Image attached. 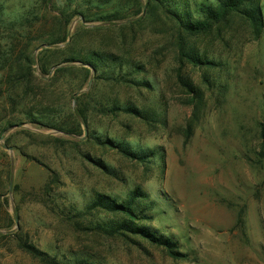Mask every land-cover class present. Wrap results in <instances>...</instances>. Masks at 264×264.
I'll return each instance as SVG.
<instances>
[{
	"label": "rangeland",
	"instance_id": "374dc122",
	"mask_svg": "<svg viewBox=\"0 0 264 264\" xmlns=\"http://www.w3.org/2000/svg\"><path fill=\"white\" fill-rule=\"evenodd\" d=\"M53 1L57 16L65 3ZM84 1L92 20L75 16L65 43L30 46L31 101L14 107L7 71H0V264H46L21 248L19 236L62 264H264V0H252L259 24L233 13L201 35L186 33L167 4ZM188 1L196 17L201 2L217 4ZM45 9L43 0H0V25ZM114 12L119 19L99 18ZM56 23H38L33 36ZM14 30L0 26V41L17 35V59L33 37ZM44 49L55 52L50 63L70 51L120 60L101 78L81 62L53 65L44 75ZM69 66L76 69L55 76ZM40 100L51 106L48 119L69 123L64 130L19 115ZM137 189L148 199L135 226L168 244L135 231L114 238L88 230L109 217L88 213L98 195L122 202Z\"/></svg>",
	"mask_w": 264,
	"mask_h": 264
},
{
	"label": "trees",
	"instance_id": "16d2710c",
	"mask_svg": "<svg viewBox=\"0 0 264 264\" xmlns=\"http://www.w3.org/2000/svg\"><path fill=\"white\" fill-rule=\"evenodd\" d=\"M82 3L77 5L74 9L72 8V4L74 2H78V0H64L65 6L58 9V15L53 16L50 11L52 10L53 0H43L44 7L46 8L45 12L38 11L34 12V10H27L26 13L20 14L15 17V20L8 21L9 24L4 23L2 28H7L8 30L20 29L24 32V36L28 39L29 52L27 55H22V57H18L16 59L15 56V40H17V35H12V42H7L3 37L2 41H0V71L6 70L7 77L9 78V83L12 84V90L14 91V95L9 98L14 107L21 104V101H31L28 90L32 88V74H33V66L36 64L34 51L30 48L32 44H38L45 46L47 45H56L65 43L67 40L68 31L67 28L70 25L71 21L75 18V16H82L85 21L92 20L89 15L88 9H84L83 3L84 0H81ZM180 1L184 0H149L150 3H156L163 7L164 4L168 6L165 8L167 12H169L173 17L177 20V22L182 26V28L186 31V33L190 35H201L204 33L210 32L213 27L217 24L228 19L233 13H242L246 16H249L257 24L260 23V13L256 12V15H253L252 11V0H217L216 5H208L204 2H201L198 6L199 16L196 17L190 10V6L192 3L190 1L185 0L187 3L182 5L174 6L173 4H179ZM198 0H195V4H197ZM52 15V16H51ZM119 14L114 12L107 15H101L100 20L105 21L106 19H119ZM56 19V28L51 31L47 35H43L42 37L33 36L34 28L36 25L42 21H47L48 19ZM38 22V23H37ZM15 31V30H14ZM16 32V31H15ZM19 38V36H18ZM36 42V43H34ZM69 45L68 47H70ZM28 50V49H27ZM47 53V60L41 59V72L44 75H49L51 73V68L53 65L59 63H78L81 62L83 64H88L93 67L96 73V77L101 78L99 75L100 71L103 68H108L110 63L116 64L120 58L116 55H112L111 53H100L98 51H70L65 57V55H61L56 58V60L50 63V57L54 55V50L52 49H44V54ZM190 58L196 65H209L208 61H202L200 59H196L195 57ZM122 61V60H121ZM18 63V64H17ZM122 65H120L121 68ZM76 67H64L56 70L55 76L64 77V74L67 72H73ZM119 69V67H118ZM136 71H142L141 67H137ZM85 74L87 78L90 77L91 71L86 67H81L80 70ZM64 73V74H63ZM113 80V78H109ZM118 81V80H117ZM24 99H23V98ZM37 103L27 108V105L24 106V109L20 111L19 115L31 118L33 122L38 124H49L54 126L60 130H64L66 125L69 123L64 122L56 115H53L50 119H48L47 113L45 110L49 109L48 104H45V101H36ZM45 104V107H43ZM37 105L40 106V109L35 111ZM77 118L87 121V111L85 109H77ZM78 119V120H79ZM17 120V118H16ZM8 121L10 127L13 126L17 121ZM111 145V143H110ZM111 146H115L112 143ZM135 156V154H132ZM138 158H143L141 156H137ZM148 199V196L144 194L140 189H137L132 192L131 199L119 202L117 199L107 196V195H98L94 202L89 205L88 213L93 212L94 210H100L105 212L108 219L104 222H93L90 225V230L93 233H97L100 235H105L109 237H122L127 236L126 232H139L140 235L147 238L151 243H156L158 245L168 244V241L160 240L154 233H150L145 227H136L135 223L140 220V216L137 213V209L142 206V201ZM111 216V217H110ZM75 226L78 227V223H75ZM78 229V228H77ZM20 246L21 248L34 256L35 258L41 259L46 264H62L57 260L49 259L48 255L38 248H36L31 243L25 241L19 236ZM81 264H89L87 263V258L79 259Z\"/></svg>",
	"mask_w": 264,
	"mask_h": 264
},
{
	"label": "water",
	"instance_id": "95a60500",
	"mask_svg": "<svg viewBox=\"0 0 264 264\" xmlns=\"http://www.w3.org/2000/svg\"><path fill=\"white\" fill-rule=\"evenodd\" d=\"M47 47H51V45H47ZM41 48H42V47H41ZM41 48H40V49H41ZM12 182H13V179H11V183H12Z\"/></svg>",
	"mask_w": 264,
	"mask_h": 264
}]
</instances>
